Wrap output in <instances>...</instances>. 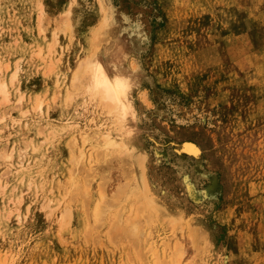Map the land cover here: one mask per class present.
<instances>
[{"label":"rangeland","instance_id":"374dc122","mask_svg":"<svg viewBox=\"0 0 264 264\" xmlns=\"http://www.w3.org/2000/svg\"><path fill=\"white\" fill-rule=\"evenodd\" d=\"M122 39L152 219L76 80ZM0 69V264H264V0H2Z\"/></svg>","mask_w":264,"mask_h":264},{"label":"bare ground","instance_id":"6f19581e","mask_svg":"<svg viewBox=\"0 0 264 264\" xmlns=\"http://www.w3.org/2000/svg\"><path fill=\"white\" fill-rule=\"evenodd\" d=\"M0 1H2V0H0ZM108 20L109 19L107 18L106 24H107ZM125 45H126V42L124 39H122L120 44L117 46L116 52L110 58H107V56H104L102 58H99L97 56H93L92 58H90L85 64L81 65L80 68L78 69V71L76 73V80L80 81L81 75L85 76L86 84L84 85L82 83L83 85L82 84L80 85L78 91L83 92L89 98H93V101H94V99H99L107 111V113H105V112H103V113L110 115V120L112 121V124L113 125L115 124L117 126V128L119 127L121 129V131H122L121 133H123L121 135H113V134H101L99 136L97 135L99 137L98 140H100V144H101L100 146L103 147L102 148L103 151L101 150V153H104V149H105L108 152L110 151V152L127 153L128 155H130L132 157L133 161L136 163V165L140 171L137 174V176H135V178H134V181H133L134 183L132 184L130 192L134 198L140 200V202H139V203H141L139 205L140 209L142 211L147 212V216L151 217V219H152V218H156L158 216L166 215V209L161 204H159L156 201V199L150 197L148 186L146 184V179L144 177L143 167L141 166V164H139V161L135 155V149L131 148V141L130 140L134 134V131H133L134 125L133 124L135 121V112L131 108L129 95H130V90L132 89V85L134 84V78L130 74V72L126 69V67L124 66L123 61H122L123 50H124ZM0 72H1V69H0ZM0 96H4L5 97L4 100L5 99L7 100V98H6L7 97V86L3 81H0ZM71 96H72V93H71ZM71 96H69V98H71ZM89 98H88V101H89ZM99 104H98V106H99ZM95 105H97V104H95ZM39 107L40 106H38V108ZM110 124H111V122H110ZM120 129H118V130H120ZM107 133H109V132H107ZM110 133H111V131H110ZM119 133H120V131H119ZM95 136H92V137L97 138V136L96 137ZM74 140L76 141V139H74ZM84 142L86 144V139H84ZM72 145H73V143H72ZM192 151H194L193 148H192ZM195 152H196V150H195ZM197 152H199V151H197ZM189 153H190V151H189ZM103 155H105V153ZM121 155H123V154H121ZM24 156L25 155L23 154V157ZM9 157L10 156H7L8 159H11V157L10 158ZM72 161L74 163V164L73 163L72 164L75 165V162H74L75 158ZM132 172H134V171H132ZM101 177H103V176H101ZM127 177H129V176L127 175ZM127 179H129V178H127ZM71 182H73V181L70 180V183ZM125 184H127V183H125ZM78 186H79L78 184H77V186H75L74 183L72 185V187H75V189ZM123 187H126V186L124 185ZM81 190L83 191V189H81ZM82 191L79 190V192L84 193ZM101 192H104V190L103 191L101 190ZM85 194H86V191H85ZM87 195H88V193H87ZM87 195H85V197ZM126 199H128V198H126ZM107 200H105V201H107ZM105 201L103 204H100L97 206V210L95 212V214L97 215V216H95L97 221L101 220V217L103 218L104 213H106V211L110 210L109 208H111V206H109V205H111L110 202L108 201L109 203H107ZM97 204H98V202H97ZM65 211H68V210L66 209V210H64V212ZM145 212H144V214H145ZM68 214L71 215L70 210L68 211ZM105 216H106V214H105ZM120 217H121L120 215L116 216V219H117L116 227L120 226L121 228H124L126 230V233L133 235V236H137V233L139 230L138 225H136L137 222L132 223V224L128 223L127 227L126 226L123 227L119 224V222L122 221V220H120ZM66 218H68V217H66ZM172 221H174V220H172ZM121 224H122V222H121Z\"/></svg>","mask_w":264,"mask_h":264}]
</instances>
